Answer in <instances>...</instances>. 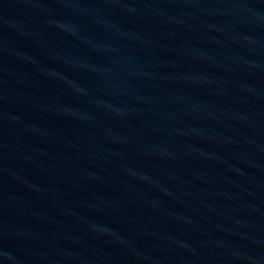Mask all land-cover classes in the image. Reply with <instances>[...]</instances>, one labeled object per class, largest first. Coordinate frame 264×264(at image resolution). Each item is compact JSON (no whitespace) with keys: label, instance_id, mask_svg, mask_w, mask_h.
I'll return each mask as SVG.
<instances>
[{"label":"water","instance_id":"95a60500","mask_svg":"<svg viewBox=\"0 0 264 264\" xmlns=\"http://www.w3.org/2000/svg\"><path fill=\"white\" fill-rule=\"evenodd\" d=\"M0 264H264V0H0Z\"/></svg>","mask_w":264,"mask_h":264}]
</instances>
